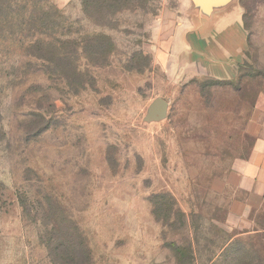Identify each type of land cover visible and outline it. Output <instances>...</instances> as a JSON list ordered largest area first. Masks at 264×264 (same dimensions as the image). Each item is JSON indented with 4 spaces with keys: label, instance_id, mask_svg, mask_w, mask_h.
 <instances>
[{
    "label": "rangeland",
    "instance_id": "1",
    "mask_svg": "<svg viewBox=\"0 0 264 264\" xmlns=\"http://www.w3.org/2000/svg\"><path fill=\"white\" fill-rule=\"evenodd\" d=\"M83 1L0 10V264H264L261 236L235 237L210 189L251 147L264 0H239L248 47L225 80L166 63L186 0H130L101 24ZM39 41L48 61L30 55ZM157 97L166 116L145 121Z\"/></svg>",
    "mask_w": 264,
    "mask_h": 264
},
{
    "label": "crops",
    "instance_id": "2",
    "mask_svg": "<svg viewBox=\"0 0 264 264\" xmlns=\"http://www.w3.org/2000/svg\"><path fill=\"white\" fill-rule=\"evenodd\" d=\"M241 3L228 0L176 22L169 38L166 63L172 69L212 79L233 77L246 58L248 31ZM252 138L249 152L234 159L223 178L210 182L215 193L227 196L225 224L235 237L259 234L264 245V98L259 97L246 123Z\"/></svg>",
    "mask_w": 264,
    "mask_h": 264
},
{
    "label": "trees",
    "instance_id": "3",
    "mask_svg": "<svg viewBox=\"0 0 264 264\" xmlns=\"http://www.w3.org/2000/svg\"><path fill=\"white\" fill-rule=\"evenodd\" d=\"M12 0H0V10H2V7L9 6V2ZM130 3V0H84L83 1V11L86 15H88L91 19L95 16H101L103 14V11H110L111 9H114L117 5L126 7ZM93 22L95 24H101V22H98L96 19L93 18ZM98 38H101L98 36ZM98 38L94 35L93 37H89L87 39L88 45L92 47V50L90 53L89 58L93 63L98 64L100 62L101 57L103 56V52L105 51L102 48L101 42H97ZM104 38V37H103ZM94 40V41H93ZM110 43V41H109ZM50 42H42L39 41L38 43H32V45H29L31 47H34V49H38L37 52H30V55H33L37 58H41L43 60H49L48 57L44 54H42L40 51L44 49H50ZM90 50V48H89ZM109 52V49L106 51V53ZM60 57V54L59 56ZM68 58V62H69ZM160 195H157L158 198ZM167 195H161V197L165 198Z\"/></svg>",
    "mask_w": 264,
    "mask_h": 264
},
{
    "label": "water",
    "instance_id": "4",
    "mask_svg": "<svg viewBox=\"0 0 264 264\" xmlns=\"http://www.w3.org/2000/svg\"><path fill=\"white\" fill-rule=\"evenodd\" d=\"M228 0H186L185 4L186 7H184L187 11H189V17L182 22H188L190 19L193 18V12H200L202 10H208L210 8H212L215 5H219L222 4L224 2H226ZM238 2H240L239 0H237ZM241 10L243 12V8L241 7ZM171 66V65H170ZM172 68V67H171ZM173 70L175 73H179L182 74V72L176 71L174 69ZM167 107V102L161 98V97H157L155 99H153L147 108V112L146 115L144 117L145 121H157V120H161L166 116V108Z\"/></svg>",
    "mask_w": 264,
    "mask_h": 264
}]
</instances>
